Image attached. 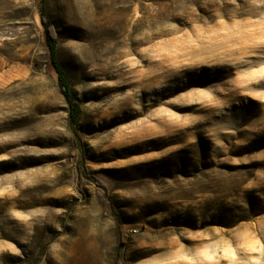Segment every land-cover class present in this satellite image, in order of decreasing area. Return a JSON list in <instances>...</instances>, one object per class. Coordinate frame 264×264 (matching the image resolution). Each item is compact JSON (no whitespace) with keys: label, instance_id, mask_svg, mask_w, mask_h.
<instances>
[{"label":"rangeland","instance_id":"374dc122","mask_svg":"<svg viewBox=\"0 0 264 264\" xmlns=\"http://www.w3.org/2000/svg\"><path fill=\"white\" fill-rule=\"evenodd\" d=\"M0 0V264H264V0Z\"/></svg>","mask_w":264,"mask_h":264},{"label":"trees","instance_id":"16d2710c","mask_svg":"<svg viewBox=\"0 0 264 264\" xmlns=\"http://www.w3.org/2000/svg\"><path fill=\"white\" fill-rule=\"evenodd\" d=\"M38 12L44 31L49 61L56 73L57 86L67 104L69 123L73 128L78 119L80 104L72 92L68 73L59 58L57 50L58 32L46 11L45 0H39Z\"/></svg>","mask_w":264,"mask_h":264}]
</instances>
